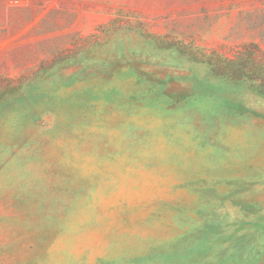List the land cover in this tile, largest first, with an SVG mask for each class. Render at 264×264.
<instances>
[{"label": "rangeland", "instance_id": "rangeland-1", "mask_svg": "<svg viewBox=\"0 0 264 264\" xmlns=\"http://www.w3.org/2000/svg\"><path fill=\"white\" fill-rule=\"evenodd\" d=\"M0 264H264V0H0Z\"/></svg>", "mask_w": 264, "mask_h": 264}]
</instances>
